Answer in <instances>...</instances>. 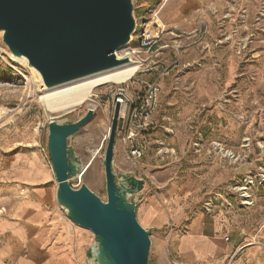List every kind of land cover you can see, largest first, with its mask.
Instances as JSON below:
<instances>
[{
  "label": "rangeland",
  "instance_id": "obj_1",
  "mask_svg": "<svg viewBox=\"0 0 264 264\" xmlns=\"http://www.w3.org/2000/svg\"><path fill=\"white\" fill-rule=\"evenodd\" d=\"M132 2L136 30L128 47L135 49L146 65L125 86L133 96L151 82L159 91L153 125L144 135V156L135 166L130 165L115 140V170L143 180L138 200L141 204L158 198L166 206L164 226L153 228L150 234V263L191 264L180 254L179 240L193 214L204 210L209 198L205 194L213 196L246 173L264 168V0ZM155 21L163 31L151 50L142 51L138 47L140 33L155 31ZM24 64V60L12 58L1 42L0 32V215L11 210L14 201L30 199L28 192L43 185L47 176L52 179L47 153L48 122L63 118L74 122L87 109L94 111L93 118L69 142L84 166L83 174L71 185L77 189L85 184L105 202L102 157L113 114L109 90L115 84L94 90V107L86 104L69 113L46 112L39 99L43 90L38 91L35 83H40V77ZM163 123L173 131L171 138L166 137ZM216 144L234 157H223L218 152L225 168L220 173L206 171L214 173L211 183L197 187L196 171L202 166L198 163L208 148L214 155ZM163 153L166 155L162 159ZM220 176L222 180L215 184H224L210 191L212 179L216 181ZM23 181H29V185ZM14 183H24V187L12 197ZM254 193L253 209L240 212L238 223L258 234L257 239L264 243V185ZM176 198L181 200L179 205ZM231 203L235 206L234 201ZM181 209L182 216L177 213ZM237 209L235 206L233 210ZM61 214L67 219L62 210ZM217 214L214 209L204 215L211 221ZM136 219L144 227L137 207ZM88 233L92 240V233Z\"/></svg>",
  "mask_w": 264,
  "mask_h": 264
},
{
  "label": "water",
  "instance_id": "obj_2",
  "mask_svg": "<svg viewBox=\"0 0 264 264\" xmlns=\"http://www.w3.org/2000/svg\"><path fill=\"white\" fill-rule=\"evenodd\" d=\"M135 30L132 0H0L1 42L14 60L24 59L39 75L38 91L130 63L129 55L118 51L131 43ZM93 116L87 109L74 122L63 118L47 124L57 205L71 223L92 233L87 264H152L153 229L136 219L144 182L115 170L117 105L102 157L106 201L85 184L71 185L84 166L69 142Z\"/></svg>",
  "mask_w": 264,
  "mask_h": 264
},
{
  "label": "crops",
  "instance_id": "obj_3",
  "mask_svg": "<svg viewBox=\"0 0 264 264\" xmlns=\"http://www.w3.org/2000/svg\"><path fill=\"white\" fill-rule=\"evenodd\" d=\"M172 136L173 131L166 135L167 138ZM206 152L198 163L202 166L196 171L199 179L195 180L194 185L197 187L206 182L211 183L214 173L210 175L206 171L217 170L220 173L225 168L217 151L214 150L212 155L208 148ZM165 155L166 153L162 154V159ZM200 172L203 174H199ZM212 180L213 183L208 187L210 191L224 184H215L222 180L221 176L216 181ZM23 182L29 185V181ZM23 184H12V197L17 196L19 189H23ZM55 191L54 175L52 179L47 176L43 185L32 187L28 192L30 199L14 201L13 208L0 215V264H87L91 237L87 230L70 223L66 216L67 219L62 217ZM205 196L209 197L207 194ZM180 201L176 198L177 205ZM253 207L234 211L224 209L216 203L211 209L203 207L204 212H195L188 229L179 240L180 254L191 264H264V243L257 239L259 235L238 223L240 212ZM165 209L166 206L158 198L137 203V212L145 228H162L167 215ZM214 209H217L218 214L209 221L204 214ZM177 213L182 216L184 211L181 209Z\"/></svg>",
  "mask_w": 264,
  "mask_h": 264
},
{
  "label": "built area",
  "instance_id": "obj_4",
  "mask_svg": "<svg viewBox=\"0 0 264 264\" xmlns=\"http://www.w3.org/2000/svg\"><path fill=\"white\" fill-rule=\"evenodd\" d=\"M155 25H157L155 31L148 29L140 33L138 47L142 51L147 52L156 45L159 34L163 29L159 27L157 22ZM135 52V49L127 46L119 54L136 55ZM145 63L146 60H142V66L146 65ZM158 91L159 87L152 82L146 83L141 93L137 96H133L128 92L125 83L115 84L109 90L112 113L115 106H118L116 140L120 143L125 160L132 166L137 164L147 149V141L144 135L153 125L152 117L156 111ZM162 127H164L166 135L171 134V129L166 126ZM106 139L107 136L104 137V140ZM198 145V143L194 144V146ZM219 146V144H216L213 150L221 153L223 157H234L232 153L227 155L228 151L225 149L224 152L219 151ZM262 185H264V168H258L254 172L243 175L238 182L227 184L224 190H218L213 196H209L204 203V207L211 209L214 204L218 203L227 210H232L235 206L239 209L251 208L255 202L254 190ZM231 201H234L235 206H233Z\"/></svg>",
  "mask_w": 264,
  "mask_h": 264
},
{
  "label": "bare ground",
  "instance_id": "obj_5",
  "mask_svg": "<svg viewBox=\"0 0 264 264\" xmlns=\"http://www.w3.org/2000/svg\"><path fill=\"white\" fill-rule=\"evenodd\" d=\"M129 58L130 63L128 64L96 73L81 78V80H75L52 89H42V96L39 99L44 110L46 112L62 114L72 112L86 104L94 107L92 105V97L97 87L108 83H125L131 80L140 70L142 60L137 55L132 54H129ZM20 60L24 59H19L18 61ZM24 65H26V61ZM219 151L224 152V148L219 146ZM229 154L231 153L227 152V155ZM231 158L233 159L232 156Z\"/></svg>",
  "mask_w": 264,
  "mask_h": 264
}]
</instances>
